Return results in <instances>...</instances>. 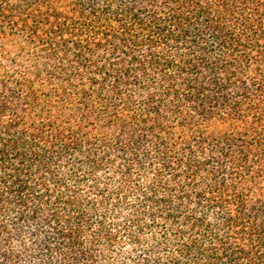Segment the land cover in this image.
Masks as SVG:
<instances>
[{
	"label": "trees",
	"instance_id": "obj_1",
	"mask_svg": "<svg viewBox=\"0 0 264 264\" xmlns=\"http://www.w3.org/2000/svg\"><path fill=\"white\" fill-rule=\"evenodd\" d=\"M0 264H264V0H0Z\"/></svg>",
	"mask_w": 264,
	"mask_h": 264
}]
</instances>
